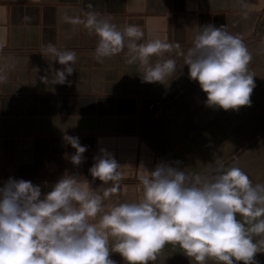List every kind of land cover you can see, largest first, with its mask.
Wrapping results in <instances>:
<instances>
[{
	"label": "crops",
	"instance_id": "obj_1",
	"mask_svg": "<svg viewBox=\"0 0 264 264\" xmlns=\"http://www.w3.org/2000/svg\"><path fill=\"white\" fill-rule=\"evenodd\" d=\"M89 13L121 32L136 25L141 35L132 38L134 46L125 36L117 52L97 56ZM209 24L225 25L251 53L250 106L207 107L204 93L189 79L181 50ZM153 39L173 47L147 63L173 58L176 70L148 83L137 53ZM49 44L76 53L63 83L56 73L63 66ZM0 74V184L13 177L46 183L47 191L74 173L102 193L113 182L88 172L100 149L121 166L105 209L140 199L143 168L151 171L158 163L179 161L192 176L232 159L253 184L264 183V0H245L243 6L236 0H0ZM158 98L165 101L150 110ZM65 133L87 146L79 166L65 155L74 151L63 142Z\"/></svg>",
	"mask_w": 264,
	"mask_h": 264
},
{
	"label": "clouds",
	"instance_id": "obj_2",
	"mask_svg": "<svg viewBox=\"0 0 264 264\" xmlns=\"http://www.w3.org/2000/svg\"><path fill=\"white\" fill-rule=\"evenodd\" d=\"M88 16L87 24L98 36L97 56L117 52L125 36L134 46L132 38L141 35L136 25L121 32L95 13ZM171 47L161 39L139 46L145 82H160L176 70L173 58L147 63ZM47 48L63 66L56 71L63 83L74 70L76 53L57 51L51 44ZM181 54L207 107L227 111L250 106L252 56L238 34L225 25L202 26ZM62 140L74 150L65 154L69 162L79 166L87 146L67 133ZM93 159L89 174L113 182L102 193L74 173L62 175L47 191H42L46 183L13 177L0 184V264H115L111 253H119L125 264H150L161 260L166 245L179 247L192 264H255L254 255L264 252V183L253 184L235 164L217 162L209 174L192 176L179 161L158 163L151 171L143 168L142 197L105 209L103 200L117 190L121 166L105 149ZM238 217H248V225ZM254 235L262 238L254 240Z\"/></svg>",
	"mask_w": 264,
	"mask_h": 264
},
{
	"label": "rangeland",
	"instance_id": "obj_3",
	"mask_svg": "<svg viewBox=\"0 0 264 264\" xmlns=\"http://www.w3.org/2000/svg\"><path fill=\"white\" fill-rule=\"evenodd\" d=\"M232 160V159H231ZM231 160L226 161L223 163L225 166H231L230 164H234V162H231ZM214 169V168H212ZM211 169V170H212ZM210 171H208L206 174H209ZM238 219L241 220L242 223L245 224V226L248 225L249 218L248 217H238ZM260 236H253L254 240L261 239ZM165 256V257H164ZM164 257V258H163ZM162 258H163V264H192L189 257L183 254L182 250L179 247H175L172 245H166L165 248L162 250V256L161 260L156 262H150V264H162ZM110 259L115 261V264H125L122 257L119 255V253H111ZM253 260L255 264H264V252H258L254 255ZM207 264H215L213 260H208ZM237 264H240V262H237Z\"/></svg>",
	"mask_w": 264,
	"mask_h": 264
},
{
	"label": "built area",
	"instance_id": "obj_4",
	"mask_svg": "<svg viewBox=\"0 0 264 264\" xmlns=\"http://www.w3.org/2000/svg\"><path fill=\"white\" fill-rule=\"evenodd\" d=\"M164 101H165L164 99H162V98H158V99H156V100H154V101H151V102L148 104V107H149L150 110L154 111V110L157 109L158 106H159L162 102H164Z\"/></svg>",
	"mask_w": 264,
	"mask_h": 264
}]
</instances>
